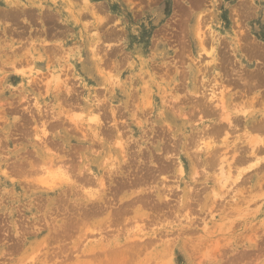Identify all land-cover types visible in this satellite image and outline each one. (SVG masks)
I'll use <instances>...</instances> for the list:
<instances>
[{"label":"rangeland","instance_id":"1","mask_svg":"<svg viewBox=\"0 0 264 264\" xmlns=\"http://www.w3.org/2000/svg\"><path fill=\"white\" fill-rule=\"evenodd\" d=\"M237 1L0 0V264H264Z\"/></svg>","mask_w":264,"mask_h":264},{"label":"bare ground","instance_id":"2","mask_svg":"<svg viewBox=\"0 0 264 264\" xmlns=\"http://www.w3.org/2000/svg\"><path fill=\"white\" fill-rule=\"evenodd\" d=\"M237 8H238V11H239V13H240V15H241V17H243V18H247L249 15H250V13H251V11H252V9L253 8H255V4H254V0H238L237 1ZM258 7H260V4L259 5H257ZM10 12V11H9ZM10 14V13H9ZM236 19V18H235ZM239 22V21H238ZM198 27L200 28V26L198 25ZM199 32V31H198ZM200 33V32H199ZM201 34V33H200ZM200 34H199V38H200V40H201V38H203L202 36L200 37ZM198 37V36H197ZM262 37H264V35L262 36ZM219 47V46H218ZM237 48H238V50H239V47L237 46ZM248 51H249V56L250 57H254V58H257V60L260 62V65H258V63H256V64H254V67H252L250 70H248L247 72H246V74H244V76L243 77H240L239 79L240 80H245L244 82H243V85L244 86H246L247 85V88H252V87H254V86H256V85H263L264 84V71H263V66L261 65L263 62V60H264V46H263V44L262 43H258V42H252V43H250V45L248 46V49H247ZM228 57V56H227ZM226 57V55L225 54H221V59L223 60V61H225L226 59H228ZM234 80V79H233ZM230 81H232V79L230 80ZM233 82H235V81H233ZM259 83V84H258ZM221 92V91H220ZM212 96H211V98H209V99H211L210 101H212V99L213 98H215V95H213V94H211ZM205 97H206V95H204ZM204 97V98H205ZM219 97V96H218ZM224 97V96H223ZM220 100V99H218L217 98V95H216V98H215V100ZM223 99V98H222ZM222 99H221V101H222ZM231 100H233V99H231ZM221 101H219L220 103H221ZM205 102H206V100H205ZM212 102H214V100L212 101ZM211 103V102H210ZM216 103V102H215ZM231 103V102H230ZM202 104V103H201ZM204 104V103H203ZM212 104V103H211ZM217 104V103H216ZM221 104H223V103H221ZM221 104H219V105H221ZM236 104V103H235ZM209 105V104H208ZM208 105H206V106H208ZM204 106H205V104H204ZM203 106V107H204ZM211 106H213V105H211ZM238 106V105H237ZM219 107V106H218ZM239 107V106H238ZM237 107V108H238ZM205 108V107H204ZM208 109H209V107H207ZM211 108V107H210ZM213 108V107H212ZM215 108H216V106H215ZM224 108V107H223ZM225 109V108H224ZM214 110V109H213ZM204 111H205V109H204ZM226 111V110H225ZM210 112V111H209ZM227 112V111H226ZM229 112V111H228ZM227 112V115L225 116V115H223V116H225L224 118L228 121V123L229 124H231V122H232V120H231V114H230V116H229V113ZM205 113V112H204ZM211 113H213V111H211ZM223 113H225L224 112V110H223ZM219 117H220V115H219ZM238 117V116H237ZM232 118H235L234 116L232 117ZM239 118H241V117H239ZM263 119V118H262ZM261 119V120H262ZM221 120V119H220ZM236 120H238V118L236 119ZM235 120V121H236ZM260 120V119H259ZM260 120V121H261ZM234 121V122H235ZM257 122H258V120H256ZM261 122H263V120L261 121ZM253 123V122H252ZM235 123H233V125H234ZM253 124H255V123H253ZM257 124H259V123H257ZM261 125H262V127L260 128V129H262V128H264V124L263 123H260ZM259 124V125H260ZM259 125H255L256 126V128L255 129H257V127H260ZM99 126V125H98ZM231 126V125H230ZM254 125H253V127H255ZM208 128H209V126H208ZM230 128H232V127H230ZM203 130H205V129H203ZM215 130H216V128H215ZM202 137V136H201ZM203 138V137H202ZM202 140V139H201ZM117 141V140H116ZM119 142V141H118ZM207 142V141H206ZM117 145V144H116ZM118 145H119V143H118ZM120 146V145H119ZM121 147H122V144H121ZM123 148V147H122ZM206 149V148H205ZM123 150V149H122ZM260 151V150H259ZM123 153V152H122ZM253 153V152H252ZM213 154V153H212ZM209 155V154H208ZM223 157V156H222ZM252 157V156H251ZM229 158V157H228ZM253 158V157H252ZM230 159H232V157L230 158ZM259 159V158H258ZM223 160V159H222ZM228 160V159H227ZM236 160V159H235ZM229 161V160H228ZM222 162H224V160L222 161ZM233 162V161H232ZM221 163V162H220ZM227 163H229V162H227ZM231 163V162H230ZM229 163V165H231ZM235 163V162H234ZM234 163L232 164V165H234ZM217 164V163H216ZM222 164V163H221ZM220 164V165H221ZM180 165V164H179ZM228 165V164H227ZM232 167V166H231ZM234 167V166H233ZM221 168V174L223 175V166L222 167H220ZM234 169V168H233ZM50 170V169H49ZM180 170H182L181 168H180ZM237 170V169H236ZM228 171V170H227ZM65 172V171H64ZM233 172V171H232ZM231 173V170H230V172H228V174H230ZM56 174V173H55ZM231 175V174H230ZM53 176V175H52ZM218 176H219V173H218ZM217 176V177H218ZM221 177V176H220ZM224 177V176H223ZM229 177L230 176H228V179H229ZM68 178V177H67ZM219 178V177H218ZM100 180V179H99ZM227 180V179H226ZM220 181V180H219ZM225 180L223 181V183H224V185H225ZM101 183V182H100ZM220 183H221V181H220ZM233 184V183H232ZM222 185V184H221ZM90 195V194H89ZM96 197V196H95ZM92 208V207H91ZM96 208V207H95ZM93 209V208H92ZM87 211H88V209H87ZM132 241V240H131ZM131 243H133V242H131ZM130 243V244H131ZM130 246V245H129Z\"/></svg>","mask_w":264,"mask_h":264}]
</instances>
